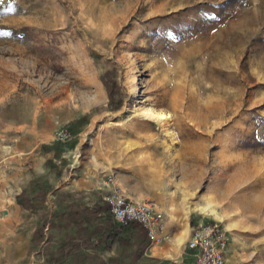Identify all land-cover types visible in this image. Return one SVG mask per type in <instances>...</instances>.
<instances>
[{
    "label": "rangeland",
    "instance_id": "374dc122",
    "mask_svg": "<svg viewBox=\"0 0 264 264\" xmlns=\"http://www.w3.org/2000/svg\"><path fill=\"white\" fill-rule=\"evenodd\" d=\"M34 179L54 186L45 240L70 234L59 208L117 189L173 228L219 223L227 264H264V0H0V264H57L16 202Z\"/></svg>",
    "mask_w": 264,
    "mask_h": 264
},
{
    "label": "trees",
    "instance_id": "16d2710c",
    "mask_svg": "<svg viewBox=\"0 0 264 264\" xmlns=\"http://www.w3.org/2000/svg\"><path fill=\"white\" fill-rule=\"evenodd\" d=\"M104 83L108 85L105 79ZM110 97H112L111 93ZM37 184L41 186L39 180H31L28 187L23 188L16 195V202L26 210L40 212L30 247L38 248L41 242L45 241L42 253L47 258L49 257L52 263L66 264L67 260L76 255L78 250L80 252L87 246L94 248L96 256L99 257L97 264H124L126 257L138 259L143 256L149 245L145 228L136 221L126 224L114 221L109 203L101 196H98L92 205L83 203L76 207L59 208L51 216L64 218L66 226L70 228V234L57 241L52 238L45 240L44 228L48 222L49 212L44 209V200L46 194L52 191L54 186L45 182L41 193L33 194L32 191ZM54 218L50 219L53 223H55ZM111 250L114 251L113 255L107 258L100 257L104 251Z\"/></svg>",
    "mask_w": 264,
    "mask_h": 264
},
{
    "label": "built area",
    "instance_id": "2783aa9c",
    "mask_svg": "<svg viewBox=\"0 0 264 264\" xmlns=\"http://www.w3.org/2000/svg\"><path fill=\"white\" fill-rule=\"evenodd\" d=\"M69 132L60 130L57 139H66ZM110 205V213L116 222L140 223L146 230L149 244H160L171 239L166 230V216L154 202L134 201L114 189L103 196ZM231 240L230 234L217 222L199 223L191 230L185 248L193 259V264H227L226 251Z\"/></svg>",
    "mask_w": 264,
    "mask_h": 264
},
{
    "label": "crops",
    "instance_id": "0c3cea01",
    "mask_svg": "<svg viewBox=\"0 0 264 264\" xmlns=\"http://www.w3.org/2000/svg\"><path fill=\"white\" fill-rule=\"evenodd\" d=\"M125 196L132 200L130 196ZM166 230L169 234L172 233V235L175 234V236L172 237L169 242L154 245L149 244L143 253V257L154 258L158 262L179 259V264H193V259L185 248V242L191 232L190 226L173 228L167 225Z\"/></svg>",
    "mask_w": 264,
    "mask_h": 264
},
{
    "label": "bare ground",
    "instance_id": "6f19581e",
    "mask_svg": "<svg viewBox=\"0 0 264 264\" xmlns=\"http://www.w3.org/2000/svg\"><path fill=\"white\" fill-rule=\"evenodd\" d=\"M150 113H151V115L154 114L155 117L157 116V118H158V117H159V118L162 117L163 114H164V113L161 114V113H158V112H157V113H153L152 110H151V112H149V114H150ZM194 209H196V208H194ZM205 210H207V209H205ZM210 213H211V212H210ZM212 213H213V212H212ZM212 213H211V214H212Z\"/></svg>",
    "mask_w": 264,
    "mask_h": 264
}]
</instances>
